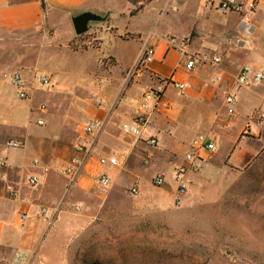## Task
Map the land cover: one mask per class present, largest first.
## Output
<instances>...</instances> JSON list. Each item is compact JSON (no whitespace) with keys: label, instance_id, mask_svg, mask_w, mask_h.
I'll list each match as a JSON object with an SVG mask.
<instances>
[{"label":"crops","instance_id":"1","mask_svg":"<svg viewBox=\"0 0 264 264\" xmlns=\"http://www.w3.org/2000/svg\"><path fill=\"white\" fill-rule=\"evenodd\" d=\"M148 1L0 0V135L4 138L3 143L6 148H8L6 143L11 140L25 142L20 157L16 155L0 157L6 159V166L0 168V176L7 175L6 181L0 179V258H13L19 249L35 254L45 242L51 229L50 223L39 217V208L66 202L71 184L83 191L89 190L94 185L99 170L98 157L113 153L110 145L116 142L118 129L111 111L105 112L90 106H76L73 109L76 111L73 117L71 118L70 115L66 117V120L68 119V122L72 120V123H62L56 129L53 127L56 121L54 112H50L49 108L45 114L38 111L40 100H46L45 97L50 96L41 94L40 89L35 86L37 73H48L52 77V86L48 91L55 90L58 94L62 83L61 77L57 74L62 71L61 68L55 69L53 66L68 65L67 54L70 50L73 52L70 47L71 42L79 45L90 44L85 38L75 39L72 16L80 12L96 11L109 15V20L100 23L95 29V36L100 41L98 51L95 53V63H100L102 59L114 58L117 67L124 66L122 59L128 53L123 54L122 51L127 49L129 41L138 40L140 42L138 53L133 64L140 61L146 47L154 46L156 49L154 59L144 65L145 69L164 78L174 75L177 80L186 83L189 87L188 96L194 99L193 104L196 108L182 100L175 88L168 87L164 93V100L173 104V109L153 113L148 122L152 127L147 125L143 131L141 139L143 143L151 137L157 138L156 149L160 154L163 157H181L180 164L184 154L177 156L175 147H171L169 139L175 132L177 121L193 109L197 111L196 123L200 129L198 135L190 138L188 143L199 135H204L216 143L215 151L207 155L201 163L200 172L189 174V195L187 194L186 201L184 200L179 209L165 202L141 203L138 204V208H134L140 212H135L132 216L174 218L180 215L184 219H190L189 212L198 209L203 208L206 211L229 209V203L224 199L230 192L238 189L235 188L236 186H243L247 174L251 171H260L261 177H264V125L255 126L253 134L246 133L250 117L264 114V82L250 88H239L235 84V77L242 66L246 64L258 66L264 60L263 57H259L258 61H260L256 64V52L264 46V43L258 44L256 48L255 42L258 36L261 38L264 34V22H262L264 0H258L260 5L255 21L253 46L239 48L226 44L218 52L216 49L189 45L191 52L208 51L221 57V63L217 67H205L198 72L188 71L183 66L179 52L171 48L167 40L154 36L157 33L158 21L152 23L149 21V39L148 37L143 39L140 33L129 30L135 18L146 12L152 15L154 10L158 9L157 4H162L165 8L164 3L169 2L176 7L178 2L152 0L136 16L131 14L133 9ZM231 18L237 28L239 16H231ZM226 27L230 32L236 29L233 23L227 24ZM126 34H136L140 37L128 38ZM83 63L85 62H78V64ZM12 72L23 74L28 82L29 99H20L18 90L10 84ZM216 75H222L223 81H216L214 79ZM226 93L234 95L237 100L234 116L227 113L224 103ZM134 96L131 95L129 99ZM177 96H180V103L174 100ZM125 106V110L121 112L122 122L132 119L137 114L136 104L128 102ZM36 114L49 116V120L46 117L35 118ZM79 115L87 120L101 119L102 128L95 137L88 139L93 149V157L82 168L81 174L76 179L70 180L59 173L62 165L71 157H62V146L66 147L64 144L75 142V137L81 136L82 125L80 128L75 125ZM39 119H43L42 125L38 124ZM46 144L52 146L49 150L51 157H44ZM137 144L138 142L133 141L132 146ZM147 145L149 146L148 143ZM6 148H3L5 154ZM137 150L147 152V147L139 144ZM67 151L68 148H65L64 155ZM31 152L41 157H30ZM130 157L137 156L133 154ZM105 169L113 173L112 168ZM34 176L39 179L35 185L30 183V179ZM167 193L174 197L175 190ZM23 214H26L25 218H22ZM204 216L211 217L207 212Z\"/></svg>","mask_w":264,"mask_h":264},{"label":"rangeland","instance_id":"2","mask_svg":"<svg viewBox=\"0 0 264 264\" xmlns=\"http://www.w3.org/2000/svg\"><path fill=\"white\" fill-rule=\"evenodd\" d=\"M176 1V7L169 2L164 3L165 8L157 4L158 9L152 15L146 12L148 14L135 18L129 30L140 33L146 39L150 34L149 21H158L154 36L165 40L175 38L179 42L190 39L191 46L216 49L218 52L226 44L239 48L254 45V38L237 43V38L243 36L241 28L239 25L236 28L231 18L237 15L210 9L206 7L207 0ZM232 23L236 29L230 32L226 26ZM98 25L83 35L90 43L83 44L86 48L79 51L71 48L73 52L70 50L67 54V66H53L62 71L57 74L62 83L58 94L55 90L49 92L43 89L36 80L39 92L50 96L40 100L38 105L46 104L49 111L54 112L56 121L53 127L56 129L62 123H72L66 117H73L76 106L98 108L104 100L107 103L105 112L113 113L118 129L117 140L110 145L112 155L119 156L125 150L132 153L122 167L113 169L114 186L107 195L100 194L95 184L87 191L69 185L66 202L58 204L59 210L50 223V233L29 264H264V177H261L260 171H251L245 176L243 186H236L238 189L228 194L224 200L228 201L229 209H198L189 212L192 219H184L180 215L174 218L132 216L140 212L134 208L141 203L165 202L175 209L182 206H176L173 195L167 193L175 190L173 178L181 157H163L158 149L148 146L143 140L132 146L133 139L123 133L121 112L125 110V104H140L144 92L165 86V78L146 70L140 61L133 64L138 53V40L129 41L127 49L122 51L123 54L128 53L122 59L124 66L117 67L114 58L95 63V53L100 45L95 36ZM131 35L133 38L140 37ZM258 37L256 48L264 43V34ZM259 57L264 58V46L256 52V64L260 61ZM82 61L85 63L78 64ZM168 87L165 86V90ZM131 95L135 96L129 99ZM179 97L174 99L176 103H180ZM181 99L196 108L191 96H181ZM184 115L177 121L175 132L169 139L177 156L185 153L188 141L198 135L200 129L196 123V109ZM45 117L49 120L46 115L35 116ZM88 121L79 115L75 125L80 128ZM3 140L0 135V157L21 156L22 148H6ZM73 144L74 141H71L64 144L66 147L62 146V157L72 156ZM139 144L147 147V152L137 150ZM3 148L7 149L6 154ZM51 148L50 144H46L44 157H51ZM65 148H68L66 155ZM29 154L30 157H41L36 153L35 156L34 152ZM133 154L137 157H130ZM158 175L165 177L166 184L162 187L153 184L154 177ZM133 187L139 188L138 195L132 193ZM205 211L211 215L210 218L204 216ZM11 260V257L0 258V264Z\"/></svg>","mask_w":264,"mask_h":264},{"label":"built area","instance_id":"3","mask_svg":"<svg viewBox=\"0 0 264 264\" xmlns=\"http://www.w3.org/2000/svg\"><path fill=\"white\" fill-rule=\"evenodd\" d=\"M260 2L258 0H208L206 7L214 8L221 13H234L239 16V26L242 30V37L237 38V43L251 39L254 37L256 31V16ZM171 48L176 49L182 56L183 66L188 71L196 72L205 67H217L221 63V57L217 54L208 51L191 52L189 50L190 39L177 41L175 38L167 40ZM156 53L154 46H148L144 49L140 64L146 65L153 61ZM180 66V65H179ZM214 79L218 82L223 81L222 75H216ZM37 80L43 89H50L52 86V77L46 72H38ZM264 82V60L258 66L246 64L241 67L235 77V84L239 88H250ZM165 86L173 87L177 90L180 96L186 97L189 94V87L186 83L177 80L174 75L164 79ZM10 84L18 90L20 99H29L28 82L21 72L10 73ZM165 86H159L155 90H151L144 94L140 104L135 106L137 114L129 120L122 122L123 133L133 139V141L140 142L143 131L148 125L150 117L155 111H170L173 109V104L164 100ZM225 106L227 113L230 116L236 114L237 100L234 95L226 93ZM101 111L107 110V103L102 100L98 107ZM41 113H47L48 107L46 104H41L38 108ZM43 119L38 120V124L42 125ZM264 125V114L253 115L250 117L246 133L253 134L255 126ZM102 128V120L94 118L89 120L81 127V136L74 142V154L70 159L62 165L59 173L70 180L76 179L82 171V168L88 164V161L93 157V149L88 139L95 137ZM146 142L156 148L158 146V139L151 137ZM8 148H22L25 142L21 140H11L6 143ZM215 141L209 139L204 135H199L191 140L187 151L182 157V161L175 168L173 182L175 185L174 201L176 206L183 204L184 198L189 192L190 182L189 174H197L200 172L201 163L207 158L206 156L215 151ZM130 152H123L119 156L107 155L99 156L97 163L99 170L95 176L94 184L97 191L102 195H107L114 186V179L110 170L106 167L117 169L122 167V163L127 160ZM6 166V159H0V168ZM2 181L7 180L6 174H1ZM39 182L37 177H32L30 183L35 185ZM153 184L156 187H162L166 184L165 177L158 175L154 177ZM140 192L138 187L132 188V193L138 195ZM59 210V205L41 206L39 208V217L51 223ZM23 214L22 218H25ZM32 253L19 249L15 252L14 257L7 264H29L32 259Z\"/></svg>","mask_w":264,"mask_h":264},{"label":"water","instance_id":"4","mask_svg":"<svg viewBox=\"0 0 264 264\" xmlns=\"http://www.w3.org/2000/svg\"><path fill=\"white\" fill-rule=\"evenodd\" d=\"M109 19V15H104L96 11H84L72 16V23L76 36L81 37L87 34L90 29Z\"/></svg>","mask_w":264,"mask_h":264},{"label":"trees","instance_id":"5","mask_svg":"<svg viewBox=\"0 0 264 264\" xmlns=\"http://www.w3.org/2000/svg\"><path fill=\"white\" fill-rule=\"evenodd\" d=\"M145 6H146V4L141 5L138 9H136V11H132L131 14L134 16L135 13L141 12V11L145 8ZM108 20H109V19H108ZM108 20H107V21H108ZM107 21H106V22H107ZM104 23H105V22H104ZM126 37H128V38H133V36H132L131 34H126ZM83 38H84L83 36H81V37L76 36L75 39H79V40H81V39H83ZM70 47H71L73 50H75V51L83 50L84 48H86L84 45H78V44L76 45L75 42H71V43H70ZM110 60H113V58L108 59V61H110Z\"/></svg>","mask_w":264,"mask_h":264}]
</instances>
